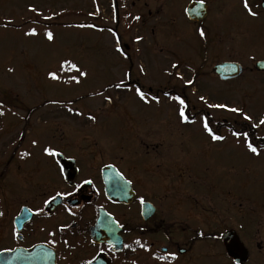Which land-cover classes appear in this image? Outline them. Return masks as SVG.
<instances>
[{
	"label": "rangeland",
	"instance_id": "obj_1",
	"mask_svg": "<svg viewBox=\"0 0 264 264\" xmlns=\"http://www.w3.org/2000/svg\"><path fill=\"white\" fill-rule=\"evenodd\" d=\"M161 2L0 0V142L16 140V120L24 116L17 103L35 105L30 126L52 123L57 140L68 130L73 143L97 142L128 173L139 198L167 211L164 226L180 246L194 238L192 251L174 264H234L220 240L228 229L248 250L243 264H264V148L253 153L224 126L214 140L202 118L218 126L243 123L264 138V71L253 65L264 60L260 20L252 32L233 25L208 43L204 59L195 56L198 45L183 21L179 33L168 34L160 11L155 19ZM217 59L244 71L221 80L212 69ZM172 89L187 100V120L180 116L182 97L162 92ZM5 95L19 101L8 105L16 99L7 98L5 107ZM45 97L55 101L42 105ZM141 254L145 264H157Z\"/></svg>",
	"mask_w": 264,
	"mask_h": 264
},
{
	"label": "flooded vegetation",
	"instance_id": "obj_2",
	"mask_svg": "<svg viewBox=\"0 0 264 264\" xmlns=\"http://www.w3.org/2000/svg\"><path fill=\"white\" fill-rule=\"evenodd\" d=\"M247 3L254 15L244 7V0H162L160 8L155 7L154 14L158 19L160 11L164 17L162 28L168 30V34L179 33L176 26L183 21L186 31L198 45L195 56L201 55L205 59L208 43H214L218 41L217 37L231 32L233 25L236 26L234 29L242 25L246 31L252 32L255 19L260 20L256 33L264 31V0H247ZM190 4L196 5V15L205 13V16L190 19L186 14ZM146 14L151 17L153 10L148 9ZM239 16L243 17L241 22L236 19ZM229 61L232 60H214L212 68ZM3 97L1 102L5 107V100L16 99ZM53 101L51 97L41 99L42 105ZM17 104L24 116L16 120L20 124L16 140L0 142V254L43 244L53 251L55 264H90L97 258L102 264H145L142 252H148L150 259L157 264H174L179 254L185 255L181 258L183 260L192 251L194 238L185 242V248L180 246L164 226V223H170L167 211L160 210L148 198H139L128 173L123 172L102 148L96 149L97 142L73 143L68 130H62L60 133L65 134L57 140V127L52 123L30 126L29 116L35 111V105ZM1 106L0 103V118H3L5 112L2 113ZM45 148L52 151L46 153ZM57 154L73 162H67L62 169ZM106 165H113L130 181L134 191L130 203H117L106 197L102 179V168ZM53 201L57 205L47 210V204ZM143 202L152 204V213L145 218ZM100 208L116 224L108 229L97 228L96 232L98 235L103 231L114 233L115 228L116 236H120L121 250L113 249L114 245L106 241L92 240L91 230L96 225ZM22 211L25 220L16 223ZM159 240L163 243L158 244Z\"/></svg>",
	"mask_w": 264,
	"mask_h": 264
},
{
	"label": "water",
	"instance_id": "obj_3",
	"mask_svg": "<svg viewBox=\"0 0 264 264\" xmlns=\"http://www.w3.org/2000/svg\"><path fill=\"white\" fill-rule=\"evenodd\" d=\"M196 5L190 4L186 9L187 16L192 19H202L205 13L202 15L195 14ZM255 68L260 71H264V60L258 61L255 64ZM216 75L222 79H232L238 77L242 72V67L237 62H224L219 63L213 67ZM57 162L65 168L67 162H73L64 158L61 154H57ZM102 179L104 183V192L106 197L117 203H130L134 198V191L132 190L131 183L123 177L121 173L113 165H106L102 168ZM57 202H49L46 206L47 210H51ZM152 204L149 202L142 203V214L145 217L152 213ZM25 212L16 218L17 221L22 222ZM116 224L112 223V217L109 216L102 208L99 209V216L94 228L91 230V237L93 241L103 242L106 241L114 245L113 249L121 250L120 236H116V229L114 233L111 231H103L98 235L97 228L108 227ZM116 238V239H115ZM220 239L224 247L226 255L232 260L234 264H243L248 260V250L244 244L240 241L236 232L233 229L225 230L221 233ZM0 264H55V256L46 245L37 244L30 248H16L14 250L5 251L0 254ZM90 264H102L99 258L92 261Z\"/></svg>",
	"mask_w": 264,
	"mask_h": 264
},
{
	"label": "trees",
	"instance_id": "obj_4",
	"mask_svg": "<svg viewBox=\"0 0 264 264\" xmlns=\"http://www.w3.org/2000/svg\"><path fill=\"white\" fill-rule=\"evenodd\" d=\"M61 67L64 69V71L65 70L72 71L73 69L72 67H68L66 64H62ZM162 92L167 97H170V96L173 98L179 97L178 100H181V97H182V100H185L184 99L185 96L177 90L175 91L174 90L173 91L163 90ZM12 102H17V100L9 101L8 104ZM182 108L184 110V115L188 117V115L191 112H190V107L187 103V100H185ZM202 118L204 120V124L207 123L208 128L211 130V133H210L211 135L215 134V135H218L217 137H219V134L222 131V127L224 126L226 128V129H223L224 133H231L232 135L238 134L240 136H243V138H245L246 145L252 144V146L255 147L257 150L260 148H264V138L256 137L255 134L252 132V130L250 128H246L245 124L243 123L237 126L233 124L232 122H229V124L227 123L228 125L223 124V125L218 126L217 121H215L213 124L212 122L210 123V120L208 119V116H206V114L202 115ZM138 247H141V246L138 245Z\"/></svg>",
	"mask_w": 264,
	"mask_h": 264
},
{
	"label": "snow or ice",
	"instance_id": "obj_5",
	"mask_svg": "<svg viewBox=\"0 0 264 264\" xmlns=\"http://www.w3.org/2000/svg\"><path fill=\"white\" fill-rule=\"evenodd\" d=\"M244 7H245L246 9H249L250 14H253V15H254V13H251V10H250V8H249V5H248V3H247V0H244ZM30 31L32 32V34L35 33V30H34V29H32V30H30ZM46 35L48 36L49 39L52 38V34H51V33H46ZM200 35H201V36L204 35L203 31L200 32ZM73 67H75V65H73ZM173 67H175V65H173ZM49 75H50L53 79H56V78H57V77L55 76L54 73H49ZM80 75L83 76V75H85V73L81 72ZM73 79H75V77H73ZM188 83H191V81H188ZM117 87H119V85H117ZM137 93L140 94V93H139V89H137ZM141 98H143L142 94H141ZM176 99H179V97H177ZM201 99H203V98H201ZM180 103H181V105H183V103H184L183 100H181ZM213 107H225V105H213ZM231 110H232V111H239V109H231ZM180 116H181V118H182L183 120H187V117L184 115V110H183V108H181V110H180ZM245 118L247 119L248 117H245ZM261 123H264V119L261 120ZM204 128H205L206 131H209V132L211 133V130L208 128L207 123L204 124ZM212 138H213L214 140H215V139H220V137H217V136H215V135H213ZM248 148H249V150L252 151L253 153H256V152H257V149H256L255 147H253L252 144H248ZM44 151H45L46 153H50L52 150H50L49 148H45ZM52 154H54V153H52ZM172 255H174V254H172Z\"/></svg>",
	"mask_w": 264,
	"mask_h": 264
}]
</instances>
